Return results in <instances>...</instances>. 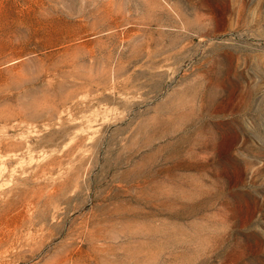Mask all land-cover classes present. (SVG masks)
I'll return each mask as SVG.
<instances>
[{"label":"rangeland","instance_id":"374dc122","mask_svg":"<svg viewBox=\"0 0 264 264\" xmlns=\"http://www.w3.org/2000/svg\"><path fill=\"white\" fill-rule=\"evenodd\" d=\"M0 264H264V0H0Z\"/></svg>","mask_w":264,"mask_h":264},{"label":"bare ground","instance_id":"6f19581e","mask_svg":"<svg viewBox=\"0 0 264 264\" xmlns=\"http://www.w3.org/2000/svg\"><path fill=\"white\" fill-rule=\"evenodd\" d=\"M73 47V46H72ZM71 47L70 46H64L62 52H61V55L62 57L64 58H71V57H74L73 55V51L71 52ZM88 53L91 57H96L98 55V51L96 49H94L93 47H90L88 49Z\"/></svg>","mask_w":264,"mask_h":264}]
</instances>
